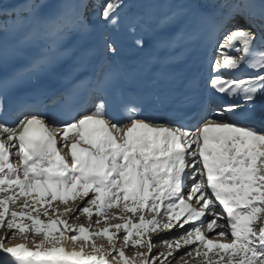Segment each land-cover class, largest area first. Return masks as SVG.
Returning a JSON list of instances; mask_svg holds the SVG:
<instances>
[{"label": "snow or ice", "instance_id": "obj_1", "mask_svg": "<svg viewBox=\"0 0 264 264\" xmlns=\"http://www.w3.org/2000/svg\"><path fill=\"white\" fill-rule=\"evenodd\" d=\"M254 3L241 5H247L249 27L226 29L229 18L217 26L224 42L212 66L211 86L243 104L191 126L141 118L134 104L124 105L117 119L101 97L91 108L53 118L35 109L9 110L8 92L34 82L47 57L0 78V264H189L186 257L200 264H264V127L256 124L264 123V107H257L264 98V0L258 8ZM122 7V0H106L99 15L115 24ZM27 11L37 12V5ZM13 14L12 25L0 23V70L10 56L24 55L20 45L6 44L21 23V13ZM106 47L115 52L112 43ZM46 196L51 200L44 207ZM57 200L75 207L61 211L52 204ZM94 214L96 225L101 218L106 225L97 232L90 231ZM65 215H84L89 227L59 218ZM173 228L184 231L159 238ZM157 243L167 251L154 253Z\"/></svg>", "mask_w": 264, "mask_h": 264}, {"label": "bare ground", "instance_id": "obj_2", "mask_svg": "<svg viewBox=\"0 0 264 264\" xmlns=\"http://www.w3.org/2000/svg\"><path fill=\"white\" fill-rule=\"evenodd\" d=\"M21 0H2V3H3V5H4V11H6V9H10V8H12V7H14L15 5H17L19 2H20ZM213 1H216L217 3H218V5H223V6H229V4L231 5L232 3H229L230 1H233V3H235V6H239V7H241V8H243V10H245V8L247 7V5H245L244 7H242L241 5L243 4V0H213ZM106 2V0H100V2L97 4V10L99 11L98 13H100V11H101V8H102V6H103V4ZM256 5V7L258 8V4H257V1L255 0V3H254V6ZM123 11H127L128 10V7H125V8H123L122 9ZM99 15V14H98ZM100 16V15H99ZM3 17H5V16H2V15H0V19L1 18H3ZM75 133H72V130H70V132H69V135L71 136V135H74ZM13 162H15V157H13ZM86 199V198H85ZM46 200H51V197L50 196H46L45 198H44V201H46ZM73 202V201H72ZM52 203L54 204L55 203V201H52ZM76 203H79V198H77V201H76ZM73 204L74 203H70V204H68V206L67 207H70V208H74L75 207V205L73 206ZM46 205V202H45V204H44V206ZM53 206H55V205H53ZM61 210H63V208L61 209ZM161 211H163V209L161 210ZM61 217V216H60ZM151 218V217H150ZM60 219H65V220H69V223L70 224H79L80 222V220L81 219H83V220H85V221H87L86 220V218H85V216H82V218L81 219H79V220H72V219H70V216H68V215H65V216H62V218H60ZM182 220H183V217L181 218ZM82 223V222H81ZM190 223H198V222H190ZM61 227V230L63 229V226L61 225L60 226ZM185 228H187V225L185 226ZM180 231H184V229H181ZM180 231H177V229L176 228H173L171 231H163V232H160L159 233V238L160 239H170V238H172V237H175V236H178L179 234H180ZM69 235L71 234V233H68ZM205 235L206 236H208L209 238H211V233H208V232H206L205 231ZM39 238V237H38ZM41 239V238H40ZM13 243H21V241L19 240V239H16L15 241H13ZM30 243H31V241H30ZM159 245V246H158ZM191 247H195V245H193V246H191ZM79 248H80V245L79 244H77L76 245V249L77 250H79ZM163 248H166L165 246H163V245H161V244H159V243H157V246H156V248H154V253H158V252H162V249ZM187 249L186 248H182L181 250H180V252H178L176 255L177 256H179V255H181L184 251H186ZM145 251H147V249H145ZM165 251H166V249H165ZM87 253H91V247L90 248H87L86 247V254ZM186 259H188L189 260V258H187L186 257ZM157 264H158V262H157ZM166 264H167V262H166ZM171 264H177V261L175 260V259H173L172 261H171ZM180 264H183V261L181 260L180 261Z\"/></svg>", "mask_w": 264, "mask_h": 264}, {"label": "rangeland", "instance_id": "obj_3", "mask_svg": "<svg viewBox=\"0 0 264 264\" xmlns=\"http://www.w3.org/2000/svg\"><path fill=\"white\" fill-rule=\"evenodd\" d=\"M49 201H50V200H49ZM45 202H46V205H45L44 207H47L48 200L44 201V204H45ZM70 203L72 204V203H74V202H72V200H69L68 203H67V205H64V204H60V202L57 200V201H55L54 204H53V203H52V204L55 205V206H59L60 209H62V208H64L65 206H68V204H70ZM74 205H75V203L73 204V206H74ZM55 206H54V207H55ZM10 208L13 209V210H19V206H18V205H10ZM40 211L42 212V211H43V208H41ZM61 211H62V210H61ZM94 211H95V210H94ZM82 216H84V215H80L79 219H81ZM59 218H62V216L59 217ZM147 218L150 219V216H148ZM41 219H42V220H45V222H47V218L41 216ZM96 219H97V216L94 214V215L92 216V222H91V228H90V231H91V232H97V231H99L100 229H102L103 227L106 226V225L104 224V222H103V218H101V220H102L101 224H100V225H96V223H95ZM79 222H80V223H81V222L84 223L85 227H89V223H88V221H85V220L81 219ZM113 222L115 223V222H121V221H113ZM133 222H136V218H135V217H133ZM23 223H25V224H29V225H30L31 222L28 221V220H24ZM58 227L61 229L60 226H58ZM3 234H4V233H3V230L0 229V235H3ZM56 234L58 235L59 233H56ZM120 235H121V236L123 235V231H121ZM38 237H39V238H38ZM40 238H42V237H41V236H37V237H36L37 242L39 241ZM101 242H104V241H102V240H100V239H97V240H96V243H97V244H99V243H101ZM158 246H159V245H158ZM86 247H87V248H90L91 245L88 244V245H86ZM165 249H166V248H163V249H162V252H166L167 249H166V251H165ZM139 250H141V251H145V249H139ZM125 252H126V255H128V256H131V255L133 254V250H131V249H126ZM188 261H189V264H200V261H199V260H193V259L189 258Z\"/></svg>", "mask_w": 264, "mask_h": 264}]
</instances>
